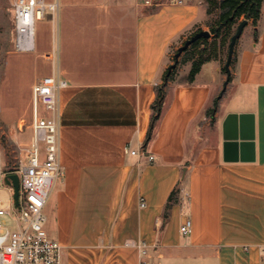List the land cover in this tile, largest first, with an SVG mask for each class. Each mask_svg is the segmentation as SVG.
Listing matches in <instances>:
<instances>
[{
	"label": "crops",
	"instance_id": "obj_1",
	"mask_svg": "<svg viewBox=\"0 0 264 264\" xmlns=\"http://www.w3.org/2000/svg\"><path fill=\"white\" fill-rule=\"evenodd\" d=\"M56 1L57 52L41 53L51 68L30 85L27 110L40 79L65 80L58 93L64 176L43 208L61 264H264V0L235 42L229 72L211 60L193 82H167L146 146L173 50L208 28L205 0L152 8L144 0ZM28 111L10 122L12 131L25 120L22 133L30 129ZM0 155L5 162L1 145ZM186 219L192 228L183 236Z\"/></svg>",
	"mask_w": 264,
	"mask_h": 264
},
{
	"label": "built area",
	"instance_id": "obj_2",
	"mask_svg": "<svg viewBox=\"0 0 264 264\" xmlns=\"http://www.w3.org/2000/svg\"><path fill=\"white\" fill-rule=\"evenodd\" d=\"M183 4L186 0H170ZM153 5L152 0H144ZM14 41L16 52L35 50V25L45 15L58 13L57 1L12 0ZM66 86L58 75L45 76L32 88V138L27 144V160L16 171L19 175V196L16 201L13 188L11 206L4 207L0 197V264H61V246L49 237L45 227L43 208L53 183L62 179L60 163V121L58 93ZM45 114H42L41 111ZM135 155V150H128ZM149 161L153 159L148 156ZM144 205V202H141ZM191 221L184 220L180 233H191ZM141 256L147 255L146 244H133ZM264 259V250H262Z\"/></svg>",
	"mask_w": 264,
	"mask_h": 264
},
{
	"label": "rangeland",
	"instance_id": "obj_3",
	"mask_svg": "<svg viewBox=\"0 0 264 264\" xmlns=\"http://www.w3.org/2000/svg\"><path fill=\"white\" fill-rule=\"evenodd\" d=\"M167 1L170 0H152L153 5H148L147 7L152 8L155 4ZM205 3L208 8L209 4L206 0ZM217 15L218 10L214 9L206 23L208 28L203 30H209V26L214 22ZM56 17L57 15L51 16V14L47 13L42 20L36 22V51L8 54L7 50L12 51L14 49L12 0H0V145L5 159L4 162L0 155V197L6 208L11 206L12 196L9 186L3 182V177L9 173H16L20 168V164L27 160V144L32 138L30 129H26L22 133L25 125L29 123L28 121L25 120V124L22 122V125H20L22 128L20 129L18 125H14L13 131L11 130L10 122H14L22 113L28 111L30 85L38 78L47 74V70L51 68V64H48L41 57V53L53 50L54 57L56 55L58 48ZM236 27L237 25L234 26L230 35L226 38L225 43H221V38L217 39L218 48H220L221 66H225L229 42L236 31ZM182 44L183 41L179 46ZM176 49L173 50V53L176 52ZM192 53H194L193 50L180 55L173 74V78L177 82H187L188 72L186 71V64L189 63L191 65L189 59ZM173 58L174 56H172V63L174 62ZM28 113L31 116L32 110L29 109ZM181 262L184 263V261Z\"/></svg>",
	"mask_w": 264,
	"mask_h": 264
},
{
	"label": "trees",
	"instance_id": "obj_4",
	"mask_svg": "<svg viewBox=\"0 0 264 264\" xmlns=\"http://www.w3.org/2000/svg\"><path fill=\"white\" fill-rule=\"evenodd\" d=\"M209 4L208 13H212L214 9L218 10V15L214 22L209 26L210 37L200 38L193 42L183 53H188L193 50L191 58V66L187 74V81L193 82L201 66L211 60L220 59V48H218L217 39L221 38V43L226 42V38L230 35L235 25H238L242 20H252L255 24L260 17L261 6L263 0H206ZM201 28L196 29L194 33L201 31ZM190 35V36H191ZM189 36V37H190ZM174 59V58H173ZM174 61V60H173ZM231 62V61H230ZM177 66V64H176ZM175 67L170 71L168 69L164 72L163 82L156 88V98L151 105L150 124L147 132L144 145L146 146L152 139L153 131L159 120L164 100H165V86L168 81L173 80ZM222 71L226 72V67L222 66ZM216 107V100L214 106L208 110L209 114H213ZM177 189L171 191L164 207V216L167 217L172 205L177 201Z\"/></svg>",
	"mask_w": 264,
	"mask_h": 264
},
{
	"label": "water",
	"instance_id": "obj_5",
	"mask_svg": "<svg viewBox=\"0 0 264 264\" xmlns=\"http://www.w3.org/2000/svg\"><path fill=\"white\" fill-rule=\"evenodd\" d=\"M247 24V20H242L236 27V31L235 33L232 35L230 42H229V46H228V56H227V60L225 62V67L227 72H229V65H230V61L232 58V54H233V49H234V45L236 40L240 37L244 27ZM210 37V32L207 30H201L198 31L196 33H194L193 35H191L189 38H187L183 44L181 46H179L174 54V62L168 67V71L171 70L172 67H175L178 59L180 57V55L196 40L200 39V38H209ZM229 135V134H228ZM225 138L229 139L230 137H227V134H225ZM234 138H237L236 135L234 136ZM3 182L5 185L12 187L13 188V192H14V198L17 201L18 200V196H19V186H20V181H19V175L17 173H9L6 174L3 177Z\"/></svg>",
	"mask_w": 264,
	"mask_h": 264
}]
</instances>
